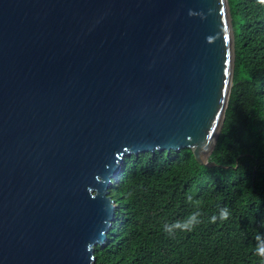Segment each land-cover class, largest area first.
<instances>
[{
	"label": "water",
	"instance_id": "95a60500",
	"mask_svg": "<svg viewBox=\"0 0 264 264\" xmlns=\"http://www.w3.org/2000/svg\"><path fill=\"white\" fill-rule=\"evenodd\" d=\"M229 0H0V264H96L125 156H210Z\"/></svg>",
	"mask_w": 264,
	"mask_h": 264
},
{
	"label": "trees",
	"instance_id": "16d2710c",
	"mask_svg": "<svg viewBox=\"0 0 264 264\" xmlns=\"http://www.w3.org/2000/svg\"><path fill=\"white\" fill-rule=\"evenodd\" d=\"M229 4L235 68L214 164L189 147L126 155L109 187L115 218L96 264H264L256 254L264 239V4ZM193 214L200 222L191 231L175 227Z\"/></svg>",
	"mask_w": 264,
	"mask_h": 264
},
{
	"label": "clouds",
	"instance_id": "9594fccd",
	"mask_svg": "<svg viewBox=\"0 0 264 264\" xmlns=\"http://www.w3.org/2000/svg\"><path fill=\"white\" fill-rule=\"evenodd\" d=\"M258 2L264 4V0H258ZM228 216H229L228 210L226 208L221 209L220 218L222 220H226L228 219ZM214 221L215 218H213V222ZM199 222L200 221L197 219V215L193 214L183 222H176L175 227L180 228L182 231H191L194 227H196L197 224H199ZM166 231L171 233L173 231V227L167 226ZM257 240H258V245L256 249V254L262 258V261H264V239H261L258 236Z\"/></svg>",
	"mask_w": 264,
	"mask_h": 264
}]
</instances>
